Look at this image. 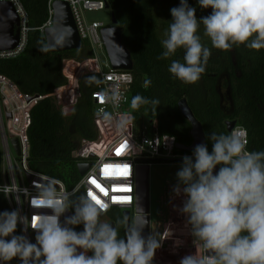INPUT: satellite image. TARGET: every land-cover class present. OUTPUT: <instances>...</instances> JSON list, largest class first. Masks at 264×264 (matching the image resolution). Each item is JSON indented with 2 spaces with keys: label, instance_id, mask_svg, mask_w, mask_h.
Wrapping results in <instances>:
<instances>
[{
  "label": "clouds",
  "instance_id": "obj_1",
  "mask_svg": "<svg viewBox=\"0 0 264 264\" xmlns=\"http://www.w3.org/2000/svg\"><path fill=\"white\" fill-rule=\"evenodd\" d=\"M197 4L210 7L211 14L198 20L188 0H179L170 9L172 19L158 57L168 59L183 48V62L173 60L168 71L187 84L200 79L211 55L197 34L201 23L214 48L228 50L241 44L264 48V0H197ZM111 99L119 101V93L113 92ZM147 103L137 95L132 108ZM246 135L243 129L211 131L206 136L211 151L201 143L183 157L173 192L185 197L180 211L203 255H186L180 264H264V150H249ZM0 190L7 198L8 187ZM39 196L51 213L42 215L35 226L18 209L0 211V264L13 258L20 264H153L160 247L158 234L144 237L143 225L128 224L126 218L102 221L109 204L97 203L88 192L73 198L51 184L43 186ZM69 209L72 214L65 215ZM18 224L25 225L23 232L29 226L37 230L35 243L16 233ZM78 225L83 230H75ZM120 227L125 229L123 237Z\"/></svg>",
  "mask_w": 264,
  "mask_h": 264
},
{
  "label": "trees",
  "instance_id": "obj_2",
  "mask_svg": "<svg viewBox=\"0 0 264 264\" xmlns=\"http://www.w3.org/2000/svg\"><path fill=\"white\" fill-rule=\"evenodd\" d=\"M20 1L28 12L29 25L33 28L40 26L47 16V0ZM106 1L112 17L122 28V42L133 61L128 110L131 118L129 132L136 140H139L147 119L149 127L156 122L158 134L172 135L177 143L189 145L190 123L178 107L179 100L184 98L202 124L205 136L211 131L229 133L226 122L235 121L246 131L248 149L264 150V48L249 49L243 44L228 50L214 48L201 23L197 34L201 43L210 49L211 55L200 79L187 84L175 79L168 71L173 60L183 62V48L177 49L175 55L168 59H158L163 51L161 40L165 38L172 19L170 9L178 6L179 0ZM188 3L195 7L198 20L212 12L210 7L199 6L197 0H188ZM91 56L92 51L86 43H82L79 49L50 52L39 31L32 30L21 54L0 58V75L11 80L21 94L42 97L29 110L26 135L30 169L57 178L67 190H72L80 180L79 159L71 152L82 139L94 140L98 136L89 91L99 80V75L85 74L80 77L81 95L70 116L62 113L56 92L69 85L67 76L62 72L63 62L68 59L82 61ZM222 86L229 94V111L222 106ZM137 95L147 98L149 103L132 108V99ZM152 100L158 101V105L152 104ZM206 143L211 151L212 145L207 138ZM177 152L192 154V151ZM2 161L0 147V184L3 178ZM82 193L83 188L72 196L75 198ZM4 210L11 211V208L0 192V211ZM69 211L72 214V210ZM109 216L113 223L124 218L119 208H113ZM75 230H83V225L75 226ZM16 233L22 234L19 225ZM124 235L125 229L120 227L119 236ZM88 254L91 255L90 252Z\"/></svg>",
  "mask_w": 264,
  "mask_h": 264
},
{
  "label": "built area",
  "instance_id": "obj_3",
  "mask_svg": "<svg viewBox=\"0 0 264 264\" xmlns=\"http://www.w3.org/2000/svg\"><path fill=\"white\" fill-rule=\"evenodd\" d=\"M54 1L56 0H47L46 19L40 26L33 28L29 25L28 12L20 0H0L11 3L18 17V24L15 26L18 42L13 49L0 51V58H13L21 54L27 46L32 30H38L44 35L46 28L53 23ZM61 1L68 3L79 38L82 43L88 45L92 56L82 61H64L62 72L67 76L69 85L56 93L60 98L63 113L65 107L74 108L80 98V77L85 75L83 71L85 70L86 74L99 75V80L89 91L94 106L93 122L98 136L94 140L82 139L79 146L71 152L72 156L79 159L78 164H91L84 175H80L79 182L72 190H67L57 178L33 171L28 165L29 143L26 130L29 124V110L42 97L21 94L11 80L0 75V147L4 165L0 189L3 186L8 187L7 200L11 210L18 209L32 226L36 225L42 215L51 213L47 202H42L39 196L41 188L45 185L51 184L57 192L69 194L83 188L84 192L91 193L102 203L109 204L101 218L110 222L109 212L113 208L134 212L135 175L138 165L150 166L156 161L183 159L184 156L191 155L177 152L175 137L158 134L155 121L151 127H143L139 140L129 132L131 118L128 101L133 75L130 70H114L110 67L101 35V30L106 26L102 21L87 17L89 12L109 9L106 8L107 1ZM113 92L119 93V101L114 102L111 99ZM238 129L245 131L236 124L232 130ZM12 137L19 140V155H16L11 145ZM11 148L18 159L12 157ZM93 180L100 185L99 188L92 183ZM0 192L3 193L2 190ZM63 220L64 217L61 216V221ZM18 225L23 235L28 238L35 237L37 230L29 226L27 231L23 232L25 225Z\"/></svg>",
  "mask_w": 264,
  "mask_h": 264
},
{
  "label": "water",
  "instance_id": "obj_4",
  "mask_svg": "<svg viewBox=\"0 0 264 264\" xmlns=\"http://www.w3.org/2000/svg\"><path fill=\"white\" fill-rule=\"evenodd\" d=\"M109 6L106 5V8ZM53 23L52 26L46 28L43 39L50 52H59L72 49H79L82 42L79 38L70 7L67 2L56 0L53 2ZM18 24V17L11 3L0 2V51L13 49L18 42V31L15 26ZM102 39L105 45L106 55L110 67L114 70H131L133 61L131 54L122 42V28L117 25V20L112 17V25L101 30ZM86 74V71H83ZM179 110L182 116L190 123L191 143L184 145L177 143L176 148L182 151H192L197 144L206 143V136L200 121L194 116L187 101L182 98L178 102ZM73 106L63 109L65 116L73 113ZM9 117V114H7ZM235 121L226 122V130L230 132L235 126ZM16 155L20 154L19 140L16 137L10 139ZM91 166L90 163L77 164L80 175ZM149 165L141 164L136 167L135 175V205L134 213L136 214L134 224L143 225L142 235H149V219L147 212L149 211ZM218 171V166L214 169V174ZM129 210H123L122 214L129 222ZM65 215H71L68 210ZM31 242L35 243L32 236Z\"/></svg>",
  "mask_w": 264,
  "mask_h": 264
},
{
  "label": "rangeland",
  "instance_id": "obj_5",
  "mask_svg": "<svg viewBox=\"0 0 264 264\" xmlns=\"http://www.w3.org/2000/svg\"><path fill=\"white\" fill-rule=\"evenodd\" d=\"M87 17L89 19H96V20L102 21L106 27H110L112 25V12L110 9L89 12ZM63 68H62V71H63ZM220 91L222 94V104L226 106V104L229 103L228 91L223 86L221 87ZM144 126L146 127L149 126L147 119H145ZM10 151H11L12 157L18 159L15 156V153L12 148L10 149ZM180 167L181 165H164L162 163L156 164L155 162L152 163L149 167V188H150L151 195H153L157 190H160L162 188V186L164 185L165 179H167V177L169 179H173L177 181L176 172L180 169ZM3 168H4V165L2 163V169ZM101 220L108 222V220L105 218L103 219L101 218ZM179 225L183 226L182 223ZM180 226H177L176 228L178 227L180 228ZM169 228L170 227L165 229L166 235L164 236L169 239L164 240L166 241V244L163 247H165L166 253L165 251H162L161 253L163 254V258H164L161 261V264H180L181 258L186 255H189V254L202 255L203 249H202L201 243L195 240L191 236L190 225L186 224L184 230L177 229L175 230L176 233L174 231V233L171 235H168L172 233V231ZM171 228H173V225L171 226ZM29 239L31 240L32 238H29ZM177 246L184 250H181V251L178 250ZM7 264H20V261L18 258H13V260L10 262H7Z\"/></svg>",
  "mask_w": 264,
  "mask_h": 264
},
{
  "label": "flooded vegetation",
  "instance_id": "obj_6",
  "mask_svg": "<svg viewBox=\"0 0 264 264\" xmlns=\"http://www.w3.org/2000/svg\"><path fill=\"white\" fill-rule=\"evenodd\" d=\"M175 160H162L155 163H162L164 165H181L183 162L182 159H180L182 161ZM172 180L173 179H169L167 177L162 188L160 190H157L153 195H151L149 188V211L147 212V216L149 219V235L153 233L158 234L160 242V247L156 250L153 258V264H161V261L164 259L163 254H161L162 251H165L166 253L165 247H163L166 244V241L164 240L169 239L164 236L166 235L165 229L170 227L169 229L172 231V233L168 235H171L177 229L184 230L187 224L186 214L180 211V208H182L183 206L185 197L183 193H181L180 195H176L173 192V187L177 184V181ZM135 217L136 214L130 211L129 222L127 223L134 224ZM181 223L183 226L179 225ZM172 225L173 228H171ZM177 226H180V228H176ZM177 249L180 251L184 250L182 248H179L178 246Z\"/></svg>",
  "mask_w": 264,
  "mask_h": 264
},
{
  "label": "snow or ice",
  "instance_id": "obj_7",
  "mask_svg": "<svg viewBox=\"0 0 264 264\" xmlns=\"http://www.w3.org/2000/svg\"><path fill=\"white\" fill-rule=\"evenodd\" d=\"M122 147H123V146H122ZM118 151H119V150H118ZM106 169H107V166H106ZM92 183H93V184H96V181L93 180ZM96 186H97L98 188L100 187L99 184H96ZM101 190L103 191V189H101ZM90 195H92V194L90 193ZM92 196H93V199H95V200L97 201V203L102 204V202H101L99 199H97L96 196H94V195H92Z\"/></svg>",
  "mask_w": 264,
  "mask_h": 264
},
{
  "label": "crops",
  "instance_id": "obj_8",
  "mask_svg": "<svg viewBox=\"0 0 264 264\" xmlns=\"http://www.w3.org/2000/svg\"><path fill=\"white\" fill-rule=\"evenodd\" d=\"M228 95H229V94H228ZM222 106H223V108H224L226 111H229V109H230V98H229V103H227L226 106L222 104Z\"/></svg>",
  "mask_w": 264,
  "mask_h": 264
}]
</instances>
